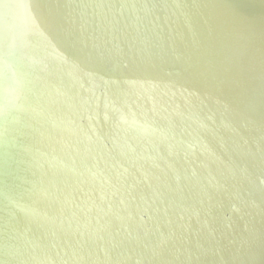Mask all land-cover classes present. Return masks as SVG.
I'll return each instance as SVG.
<instances>
[{"label":"water","instance_id":"1","mask_svg":"<svg viewBox=\"0 0 264 264\" xmlns=\"http://www.w3.org/2000/svg\"><path fill=\"white\" fill-rule=\"evenodd\" d=\"M0 264H264V0H0Z\"/></svg>","mask_w":264,"mask_h":264}]
</instances>
